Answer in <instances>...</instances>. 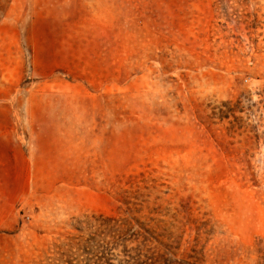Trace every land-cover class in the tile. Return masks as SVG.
<instances>
[{
	"label": "rangeland",
	"instance_id": "374dc122",
	"mask_svg": "<svg viewBox=\"0 0 264 264\" xmlns=\"http://www.w3.org/2000/svg\"><path fill=\"white\" fill-rule=\"evenodd\" d=\"M0 264H264V0H0Z\"/></svg>",
	"mask_w": 264,
	"mask_h": 264
}]
</instances>
